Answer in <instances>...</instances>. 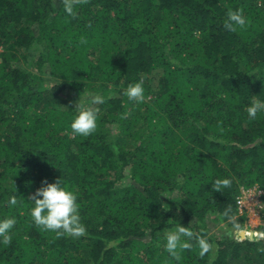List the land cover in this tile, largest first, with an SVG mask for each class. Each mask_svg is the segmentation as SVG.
I'll return each mask as SVG.
<instances>
[{"label": "trees", "instance_id": "trees-1", "mask_svg": "<svg viewBox=\"0 0 264 264\" xmlns=\"http://www.w3.org/2000/svg\"><path fill=\"white\" fill-rule=\"evenodd\" d=\"M238 9L248 23L230 32ZM74 11L0 0V221L16 220L0 264H264V204L250 226L237 202L257 186L264 203V112L246 111L264 102V0H89ZM141 80L144 102L128 100ZM95 95L97 131L70 135L81 97ZM61 177L78 195L80 238L31 218L29 197ZM216 179L231 187L213 191ZM177 225L212 249L201 258L193 240L175 260L164 233Z\"/></svg>", "mask_w": 264, "mask_h": 264}, {"label": "clouds", "instance_id": "clouds-1", "mask_svg": "<svg viewBox=\"0 0 264 264\" xmlns=\"http://www.w3.org/2000/svg\"><path fill=\"white\" fill-rule=\"evenodd\" d=\"M89 0H61L64 10L73 18L76 16L74 11L78 5L87 4ZM248 21L246 20L243 9L228 11L227 18L224 21L223 27L230 31L236 32L238 29L245 28ZM91 25H89L90 27ZM81 43L87 41L81 37ZM124 95L128 100L143 103L145 100L143 80L135 84H130L124 91ZM104 103V98L101 95H95L87 102L81 97L76 106L78 114L71 122L70 128L72 136L88 137L97 131L98 118L100 109L96 105ZM248 117L255 120L258 113L264 112V102L253 98L250 106L246 108ZM223 129L221 128V131ZM43 186L29 197L34 201V207L31 209V218L36 227L42 231L54 232L57 238L68 236L71 238H80L86 235V227L81 222L80 204L76 192L69 190L64 186L62 177L58 178L54 183H49L47 180L42 181ZM231 187V180L216 179L212 183V189L216 192H222L224 188ZM9 204L16 206L18 201L15 196L10 198ZM231 209H226L223 213L224 217L229 220H235L234 216H230ZM16 224V220L8 218L0 221V238L5 246L10 245L12 236L11 230ZM164 237L166 240L165 250L175 260L181 259V253L186 250H192L195 240L199 248V256L203 258L211 249L212 245L202 235H197L189 227L177 225L172 231H165ZM255 239V238H254ZM258 242V240H256ZM264 252V248L259 249Z\"/></svg>", "mask_w": 264, "mask_h": 264}, {"label": "rangeland", "instance_id": "rangeland-1", "mask_svg": "<svg viewBox=\"0 0 264 264\" xmlns=\"http://www.w3.org/2000/svg\"><path fill=\"white\" fill-rule=\"evenodd\" d=\"M1 49H2V46L0 45V50ZM262 193H263V190L257 187V189L254 191V197L246 200V205L243 208V210L248 211V217H249L248 224L250 226H257L261 221L259 212L264 204L262 201V197H261ZM221 226L223 227V224Z\"/></svg>", "mask_w": 264, "mask_h": 264}, {"label": "built area", "instance_id": "built-area-1", "mask_svg": "<svg viewBox=\"0 0 264 264\" xmlns=\"http://www.w3.org/2000/svg\"><path fill=\"white\" fill-rule=\"evenodd\" d=\"M257 189V187H242L241 192L238 195L237 202L240 210L242 211L244 206L246 205V200L251 199L254 197V191Z\"/></svg>", "mask_w": 264, "mask_h": 264}]
</instances>
